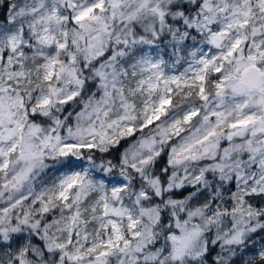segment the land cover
Listing matches in <instances>:
<instances>
[{
  "label": "snow or ice",
  "instance_id": "obj_1",
  "mask_svg": "<svg viewBox=\"0 0 264 264\" xmlns=\"http://www.w3.org/2000/svg\"><path fill=\"white\" fill-rule=\"evenodd\" d=\"M0 9V264H264V0Z\"/></svg>",
  "mask_w": 264,
  "mask_h": 264
},
{
  "label": "trees",
  "instance_id": "obj_2",
  "mask_svg": "<svg viewBox=\"0 0 264 264\" xmlns=\"http://www.w3.org/2000/svg\"><path fill=\"white\" fill-rule=\"evenodd\" d=\"M0 11H3L2 9H0ZM237 264H239V262H237Z\"/></svg>",
  "mask_w": 264,
  "mask_h": 264
}]
</instances>
